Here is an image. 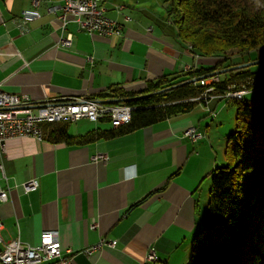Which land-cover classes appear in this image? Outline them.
Masks as SVG:
<instances>
[{"label": "crops", "instance_id": "obj_1", "mask_svg": "<svg viewBox=\"0 0 264 264\" xmlns=\"http://www.w3.org/2000/svg\"><path fill=\"white\" fill-rule=\"evenodd\" d=\"M38 2L0 0V87L7 92L35 101L101 98L116 88L141 91L150 80L187 66L200 68V56L176 37L163 0H101L123 26L121 35L108 36L79 29L71 15L62 29V20L48 12L49 2ZM26 9L38 10L40 17L20 26ZM68 33L72 45H60ZM226 99L214 94L189 112L86 143L8 139L0 151V186L9 188L8 200L0 201L3 240L19 238L31 246L52 229L64 249L74 250L71 264H150V246L158 255L152 264H190L207 216L203 210L209 212L211 176L229 160L227 137L234 129L211 135L209 122ZM108 122L71 121L67 131L78 136L109 130ZM190 126L207 137L193 141L184 134ZM99 152L108 159L94 160ZM220 152L224 159L218 164ZM30 179L39 186L26 192L23 184ZM104 237L115 245L93 255L81 252Z\"/></svg>", "mask_w": 264, "mask_h": 264}, {"label": "trees", "instance_id": "obj_2", "mask_svg": "<svg viewBox=\"0 0 264 264\" xmlns=\"http://www.w3.org/2000/svg\"><path fill=\"white\" fill-rule=\"evenodd\" d=\"M163 3L167 19L176 27V37L195 55L217 57L219 61L209 68H188L174 76L154 78L138 92L116 88L101 96L132 107L131 121L125 126L72 136L67 131L69 122H48L43 124L45 139L86 143L189 112L203 100L207 87L194 78L246 63L250 60L235 62L233 57L264 46V8L255 0ZM221 73L214 83L213 93L217 95L231 84L250 89L264 83V70L256 74L242 67ZM227 143L229 160L212 174L209 213L193 241V264H251L259 253L258 236L264 235V97L237 102L236 126Z\"/></svg>", "mask_w": 264, "mask_h": 264}, {"label": "built area", "instance_id": "obj_3", "mask_svg": "<svg viewBox=\"0 0 264 264\" xmlns=\"http://www.w3.org/2000/svg\"><path fill=\"white\" fill-rule=\"evenodd\" d=\"M48 12L61 19L62 29H66L73 21L78 23L79 29L94 32L102 36L121 35L123 26L120 22L107 14V8L101 0H47ZM34 0V5H38ZM40 17L38 10L26 9L23 12L20 26ZM58 43L69 47L73 43L71 33L60 36ZM191 66H187V69ZM202 85H206L203 96L206 102L214 97L215 82L219 81V74L213 71L206 76L194 78ZM236 84L228 85L221 94L226 98L244 96L248 91L245 87L235 90ZM198 97L197 99H200ZM211 109V108H210ZM132 107L123 102L117 103L104 98H95L78 95H65L40 101L32 100L27 94L11 93L0 87V151L5 149L6 141L18 136H34L43 138V124L48 122H71L88 119L93 122L109 120L113 128L125 126L131 121ZM193 141L201 137V133L195 126H190L184 132ZM94 160L108 159L106 153L99 152ZM4 174L3 164H0V177ZM39 181L30 179L23 184V189L30 192L38 188ZM9 198V188L0 186V201ZM95 226V221L93 222ZM2 220L0 219V264H71L74 250L64 249L57 230L46 229L40 235V241L31 246H25L19 238L5 242L1 236ZM116 240L102 238L98 243L81 250L86 255H93L103 247H112ZM146 263L158 261V255L154 246L148 248ZM160 264V263H159Z\"/></svg>", "mask_w": 264, "mask_h": 264}, {"label": "rangeland", "instance_id": "obj_4", "mask_svg": "<svg viewBox=\"0 0 264 264\" xmlns=\"http://www.w3.org/2000/svg\"><path fill=\"white\" fill-rule=\"evenodd\" d=\"M257 2L258 5H260L261 7L264 8V0H255ZM174 27V25H172ZM175 31H176V27ZM200 59V64L199 66L204 67V68H209L215 65L216 62L219 61V58L217 57H206V56H200L198 58V60ZM242 59L244 60H250L247 62H251V61H256L255 63H253L252 65L249 66H244V67H249L253 72H256V74H258L257 72L263 71L264 70V46L258 48L257 50H253L251 53H244L236 55L233 57V60L235 62L241 61ZM243 64V63H242ZM240 65V64H238ZM230 68V67H229ZM242 68V67H241ZM227 69V68H225ZM223 70V69H222ZM217 72L219 70H216ZM215 71V72H216ZM222 77L224 76L223 73H221ZM247 81H251V79L247 80ZM239 86L235 87V90H238ZM245 89H247L248 91L245 93V95L243 96V98L241 99H235V98H227L225 103L222 102L221 103V107L219 109H217L218 111V117L212 122L209 121L211 123V130H210V134L214 135L216 134L215 131L219 132L220 137L223 136L224 133H226V131L231 127V129H235L236 126V115H237V102L244 100V99H249V100H254L257 98H261L264 97V83L260 84V85H255L252 86L251 90L247 87H245ZM203 101H206V98L203 96ZM216 111V112H217ZM220 120L222 121V123L220 124ZM218 123V124H216ZM106 125H111L110 122L105 123ZM202 129L205 131V127H202ZM231 130V131H232ZM201 133V137H207V134L204 132H200ZM208 136L211 138V136L208 134ZM199 137V139L201 138ZM224 159L223 155L219 154V160H218V164L221 163V161ZM221 166V164L219 165ZM212 179V176H211ZM209 212H204L203 210V215H208ZM258 242H260L258 244V248H259V253L254 257V259L252 260L251 264H264V235L263 236H258ZM262 241H261V239ZM193 248V245H192ZM261 256V257H260ZM194 262L192 261L190 264H193Z\"/></svg>", "mask_w": 264, "mask_h": 264}, {"label": "water", "instance_id": "obj_5", "mask_svg": "<svg viewBox=\"0 0 264 264\" xmlns=\"http://www.w3.org/2000/svg\"><path fill=\"white\" fill-rule=\"evenodd\" d=\"M255 62H256V61L246 62V63L240 64V65L232 66V67L227 68V69L241 68V67H244V66L252 65V64L255 63ZM227 69L219 70L217 73L219 74V73H221V72H223V71H226ZM259 81H260L259 79H256V82H259ZM186 82H187V80H185V81H183V82H180V83H178V84H176V85H181V84L186 83ZM173 86H174V85H173Z\"/></svg>", "mask_w": 264, "mask_h": 264}, {"label": "bare ground", "instance_id": "obj_6", "mask_svg": "<svg viewBox=\"0 0 264 264\" xmlns=\"http://www.w3.org/2000/svg\"><path fill=\"white\" fill-rule=\"evenodd\" d=\"M189 48H190V46H189ZM234 98L235 99H241V98H243V96H234Z\"/></svg>", "mask_w": 264, "mask_h": 264}]
</instances>
